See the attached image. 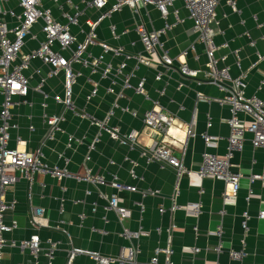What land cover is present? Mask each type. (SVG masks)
I'll list each match as a JSON object with an SVG mask.
<instances>
[{
    "label": "crops",
    "instance_id": "0c3cea01",
    "mask_svg": "<svg viewBox=\"0 0 264 264\" xmlns=\"http://www.w3.org/2000/svg\"><path fill=\"white\" fill-rule=\"evenodd\" d=\"M68 1L59 0V4L54 5L45 0L44 4L51 8L55 18L62 20V10L69 11L71 2H77ZM233 1L237 11L227 0H220L216 7V23L212 24V40L218 46L215 55H224L231 76L244 74L246 96L256 95L264 100V0ZM0 6H11L16 12L20 11L14 0ZM173 8H177L184 19L160 37L172 58L171 66L167 68L156 61L150 67L142 64L135 69L133 61H129L123 74H128L131 86L123 85V75L114 77L112 73L114 91L108 92L112 79L74 64L73 67L80 71L72 85L77 115L53 100V95L63 96L65 77L62 73L47 77V68L40 60L32 61L24 70L25 75L30 76V89L27 96L15 97L17 103L12 108L8 147L14 148L19 137L22 142L18 147L26 150L41 147L46 162L68 173L62 179L37 173L30 187L25 179H19L2 195L8 205L4 221L16 223L4 237L7 241L28 239L36 233L40 238L38 264L46 262L44 251L50 243L56 245L51 264H66L71 250H78L72 264H104L91 255L115 257L122 247L138 251L135 261L130 264H148L154 249L167 245L172 248L171 264H264V218L258 215L264 209V183L249 177L250 173L264 171V147L253 148L251 134L247 132L241 149L232 152L230 168L242 176L238 191L231 199L223 197L227 185L222 179L201 177L196 172L202 164L204 151L219 157L227 152L230 110L220 99L229 94L230 88L220 87L205 78L208 61L205 44L191 30L192 22L181 1L170 7L167 21H174ZM99 15V10L87 9L77 25H70L78 40H82L88 31L86 21ZM5 20L10 22L12 19L5 17ZM163 22L153 5L137 12L125 6L104 17L96 27V34L100 41L124 46L131 52H142L134 25L143 23L148 29H159ZM42 39L40 23H35L31 34L24 38L23 51L36 48ZM90 49L95 55L102 52L98 45ZM61 54L70 57L71 52L65 49ZM110 60V54L104 53L101 66ZM180 61L197 70V75L181 74ZM36 68L39 73H35ZM132 71L134 75L129 74ZM156 71L163 73L161 79H155ZM141 76L145 77L148 97L136 93L133 88ZM41 79L43 94L35 89ZM94 82L98 83L97 94L86 99ZM43 100L46 107L41 104ZM153 100L175 118L168 139L173 141L171 148L183 165L193 171L190 177L178 179L173 169L146 161L141 153V148L156 138L143 127L142 121ZM112 106L114 115L110 123L118 125L121 133L138 132V146L120 143L94 122V119H104ZM44 112L64 114L62 130L53 139H47ZM239 117L249 118L242 113ZM30 123L34 125L33 130L28 128ZM204 132L217 138L214 146L205 145ZM87 173L102 175L105 182L97 184L85 180ZM113 175L120 182L136 188L117 190L110 184ZM250 191L251 196L247 199ZM110 193H116L119 204L130 210L128 217L119 220L114 210L105 208ZM173 203L177 207L170 210ZM32 207L41 209L47 226L32 225ZM160 207L165 210L159 212ZM219 230L220 235L216 234ZM123 231H128L131 236L126 237ZM192 247H196L197 252L191 251ZM230 249H243L245 256L240 261L231 259ZM157 259L158 264L166 263L163 253L158 254ZM2 264L35 263L28 251L6 242ZM108 264L129 263L112 261Z\"/></svg>",
    "mask_w": 264,
    "mask_h": 264
},
{
    "label": "built area",
    "instance_id": "2783aa9c",
    "mask_svg": "<svg viewBox=\"0 0 264 264\" xmlns=\"http://www.w3.org/2000/svg\"><path fill=\"white\" fill-rule=\"evenodd\" d=\"M11 0H0V5H8ZM20 7L16 12L13 7L0 6V94L2 101L0 103V264H2L3 248L8 242L11 246L17 247L22 251H28L33 257V263L38 264V250L40 249V238L35 233L28 239H7L4 237L6 232L12 231L16 227L15 221L6 223L3 219L4 212L7 209V203L2 195L7 187L14 185L19 179H25L29 187L37 173L51 175L54 178L62 179L68 176L65 169H59L57 166L50 165L43 158L41 147L34 150L21 149L19 144L22 142L19 137L14 148L8 147L10 139L8 129L12 126V108L15 107V97H25L30 89L29 79L24 70L29 68L32 61L40 60L47 68V77H54L62 73L65 77L63 96L53 95L55 103L62 105L63 109L71 111L77 115L72 97V85L76 82L80 71L73 67L79 64L89 68L90 72H99L101 77L112 79L111 86L107 88L108 92H113L115 84L114 77L123 75V85L130 87L128 74H123V70L129 61H133V66L137 69L140 65L152 66L154 62L165 64L169 68L172 63L168 50L161 42V35L164 32L183 21L178 13L177 8H173L174 21H167L170 7L178 1H181L187 12V18L191 20V30L198 34V37L205 44L207 64L204 73L205 78L216 83L220 87H229V94L220 99V102L227 105L230 110V117L227 123L230 128V134L227 137V152L225 156L219 157L215 153L204 151L202 155V164L196 171L201 177H214L222 179L227 190L223 193L225 200L233 198L239 187L241 173L233 171L230 168V157L234 150L241 149L245 140V133L251 134V144L253 148L264 147V100L256 95L246 96L244 93V74L231 76L229 67L224 63V55L216 56L215 51L218 46L212 40V24L216 23V7L220 0H77L71 2L70 10H62V20L53 16L50 7L45 6V0H14ZM54 5L59 4V0H48ZM233 10L237 11L233 0H227ZM147 5H153L164 19L163 26L159 29H148L143 23H136L134 29L139 36L142 44V52H131L121 45H111L107 42L100 41L97 38L96 27L98 23L107 16L122 10L128 6L134 12L139 11ZM87 9H96L100 15L94 20H87L88 31L82 40H78L76 34L72 31L70 25H77L79 18ZM9 17L12 20H5ZM35 23H40V30L43 39L39 41L38 46L34 49L23 51L24 38L31 34V27ZM113 32V27H111ZM98 45L102 52L93 54L91 47ZM68 49L71 52L70 57L61 54L62 50ZM109 53L111 60L103 66V54ZM115 61V62H114ZM114 62V63H113ZM134 69V70H135ZM35 73H39L36 68ZM179 71L186 76H196L198 71L190 69L184 61H180ZM114 77H111V74ZM134 75V72H130ZM163 73L156 71L155 79H161ZM41 79L35 89L42 93ZM145 77L141 76L135 86L136 93L143 97H148L144 87ZM98 83L94 82L92 88L86 94V99L97 94ZM43 94V93H42ZM45 96V95H44ZM43 107L47 106L46 101L41 103ZM247 115L248 119H242L239 114ZM114 115V106L110 107L106 117L102 120L94 119V122L105 129L110 137L126 143L130 147L138 146V132L121 133L118 125L111 124L110 120ZM64 120V114L43 113V121L48 126L47 139H53L55 134L62 130L61 123ZM143 127L156 136L144 148L141 153L146 161L158 162L161 166L170 167L174 170L176 177H190L193 173L191 169L185 167L182 160L171 148L172 140L168 139L169 129L174 125L175 118L169 112L165 111L158 103L153 100L152 107L146 110L142 116ZM210 125V122H208ZM30 130L34 129L32 123L29 124ZM205 145L214 146L216 137L209 135L207 132L202 133ZM81 142V141H80ZM88 158V157H87ZM87 173L85 180L102 184L105 179L102 175L92 176ZM250 179H259L264 183V171L260 173H250ZM110 184L117 190L128 189L134 190V185L120 182L116 175L111 177ZM251 191L247 199L251 196ZM13 202V201H12ZM12 204V203H11ZM176 204L173 203L169 209L174 210ZM106 209L114 210L119 220L129 216L130 210L119 204V198L116 193L107 195ZM195 209H199L195 205ZM164 207L159 208L163 212ZM245 216L246 212L244 213ZM259 217L264 218V209L259 211ZM30 221L35 227L47 226L48 223L42 215L41 209L32 207L30 211ZM245 226V220L243 222ZM126 237L131 236L128 231H123ZM220 235V230L216 233ZM56 245H50L44 251L46 262L42 264H51ZM219 250V244L215 247ZM197 252L196 247L190 249ZM78 250H71L67 255L66 264H72L74 255ZM137 249L131 247H122L115 257L101 256L92 254L91 256L98 262L108 264L112 261L120 263H133L137 255ZM172 252L170 245L166 247H156L148 264H158L157 256L163 253L166 258L165 264H171L169 255ZM245 256L243 249L229 250V257L240 261ZM220 264V263H216Z\"/></svg>",
    "mask_w": 264,
    "mask_h": 264
}]
</instances>
